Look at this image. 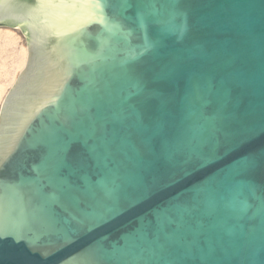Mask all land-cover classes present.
Returning a JSON list of instances; mask_svg holds the SVG:
<instances>
[{
  "label": "water",
  "instance_id": "1",
  "mask_svg": "<svg viewBox=\"0 0 264 264\" xmlns=\"http://www.w3.org/2000/svg\"><path fill=\"white\" fill-rule=\"evenodd\" d=\"M0 264H264V0H0Z\"/></svg>",
  "mask_w": 264,
  "mask_h": 264
},
{
  "label": "rangeland",
  "instance_id": "2",
  "mask_svg": "<svg viewBox=\"0 0 264 264\" xmlns=\"http://www.w3.org/2000/svg\"><path fill=\"white\" fill-rule=\"evenodd\" d=\"M0 28L8 27L0 26ZM10 29L13 30L15 35L14 42L8 43L2 35L0 36V109L9 90L12 88L13 78H18L21 74V69L18 67L24 59L22 48L27 45L24 34L18 27ZM27 60L28 56H26L22 71L26 67Z\"/></svg>",
  "mask_w": 264,
  "mask_h": 264
},
{
  "label": "bare ground",
  "instance_id": "3",
  "mask_svg": "<svg viewBox=\"0 0 264 264\" xmlns=\"http://www.w3.org/2000/svg\"><path fill=\"white\" fill-rule=\"evenodd\" d=\"M6 27V26H5ZM21 31V26L18 27ZM24 34V33H23ZM3 36L5 38V40H7L8 43H12L14 42L15 40V35H14V32L12 29H10L9 27L8 28H0V36ZM26 37V36H25ZM27 46V47H26ZM26 46H23L22 48V56L24 59H22L20 65L18 68L21 69V73L23 72L22 71V67L24 66L25 64V61H26V56H28V44ZM26 66V65H25ZM24 68V67H23ZM20 76V75H19ZM18 78H13V81H12V87L13 85L15 84V82L17 81ZM3 104V103H2Z\"/></svg>",
  "mask_w": 264,
  "mask_h": 264
}]
</instances>
